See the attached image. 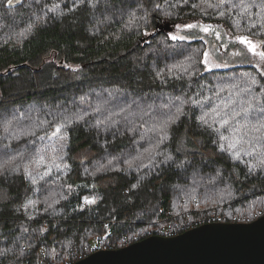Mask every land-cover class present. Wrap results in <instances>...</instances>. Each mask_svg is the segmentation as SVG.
<instances>
[{"label":"trees","instance_id":"16d2710c","mask_svg":"<svg viewBox=\"0 0 264 264\" xmlns=\"http://www.w3.org/2000/svg\"><path fill=\"white\" fill-rule=\"evenodd\" d=\"M191 20L264 51V0H0V264L264 216V75Z\"/></svg>","mask_w":264,"mask_h":264},{"label":"water","instance_id":"95a60500","mask_svg":"<svg viewBox=\"0 0 264 264\" xmlns=\"http://www.w3.org/2000/svg\"><path fill=\"white\" fill-rule=\"evenodd\" d=\"M74 264H264V216L151 236L121 249L98 250Z\"/></svg>","mask_w":264,"mask_h":264},{"label":"rangeland","instance_id":"374dc122","mask_svg":"<svg viewBox=\"0 0 264 264\" xmlns=\"http://www.w3.org/2000/svg\"><path fill=\"white\" fill-rule=\"evenodd\" d=\"M19 2L20 0H12L11 5ZM189 25L193 27H189ZM203 28H208L209 31L205 32L202 30ZM167 29H169V37L173 40H203L207 43L203 60L205 71L253 66L264 75V58L249 51L248 45L240 42L241 38H246L256 45L257 53L262 52V42L256 39L244 36L236 37L221 23L206 24L199 20L178 22L171 24Z\"/></svg>","mask_w":264,"mask_h":264},{"label":"snow or ice","instance_id":"6c2138e0","mask_svg":"<svg viewBox=\"0 0 264 264\" xmlns=\"http://www.w3.org/2000/svg\"><path fill=\"white\" fill-rule=\"evenodd\" d=\"M220 2H221V3H224L225 0H220ZM9 3H11V0H9ZM189 27H193V26H192V25H189ZM202 30L205 31V32H208V31H209L208 28H203ZM173 38L175 39V37H173ZM240 42L243 43V44L248 45L249 51H252L253 53H255V54L261 56L262 58H264V51H262V52H258V53H257V52H256V45H255L254 43L250 42V41L247 40L246 38H241V39H240Z\"/></svg>","mask_w":264,"mask_h":264},{"label":"built area","instance_id":"2783aa9c","mask_svg":"<svg viewBox=\"0 0 264 264\" xmlns=\"http://www.w3.org/2000/svg\"><path fill=\"white\" fill-rule=\"evenodd\" d=\"M164 234H165L164 235L165 237H172L168 235V231H166ZM96 249H98V246L95 248V250ZM41 256H42V259L46 258V251L44 249L41 250ZM66 264H70V262H67Z\"/></svg>","mask_w":264,"mask_h":264}]
</instances>
